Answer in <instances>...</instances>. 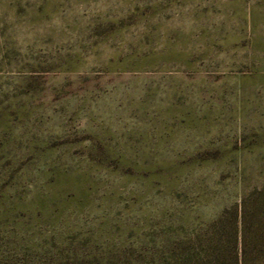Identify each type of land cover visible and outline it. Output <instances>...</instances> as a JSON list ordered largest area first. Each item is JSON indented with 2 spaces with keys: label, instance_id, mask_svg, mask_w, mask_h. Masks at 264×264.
<instances>
[{
  "label": "rangeland",
  "instance_id": "374dc122",
  "mask_svg": "<svg viewBox=\"0 0 264 264\" xmlns=\"http://www.w3.org/2000/svg\"><path fill=\"white\" fill-rule=\"evenodd\" d=\"M263 183L264 0H0V264H203Z\"/></svg>",
  "mask_w": 264,
  "mask_h": 264
},
{
  "label": "trees",
  "instance_id": "16d2710c",
  "mask_svg": "<svg viewBox=\"0 0 264 264\" xmlns=\"http://www.w3.org/2000/svg\"><path fill=\"white\" fill-rule=\"evenodd\" d=\"M209 227L212 255L203 264H264V183L244 190Z\"/></svg>",
  "mask_w": 264,
  "mask_h": 264
}]
</instances>
